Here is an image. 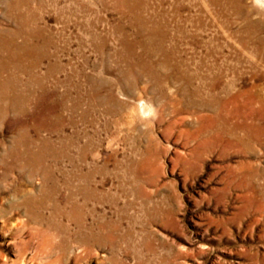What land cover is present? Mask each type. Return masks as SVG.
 Instances as JSON below:
<instances>
[{"label":"rangeland","instance_id":"rangeland-1","mask_svg":"<svg viewBox=\"0 0 264 264\" xmlns=\"http://www.w3.org/2000/svg\"><path fill=\"white\" fill-rule=\"evenodd\" d=\"M23 3L22 100L0 118V264H264V7ZM79 172L86 222H104L88 247L65 217L66 197L84 202L64 185Z\"/></svg>","mask_w":264,"mask_h":264},{"label":"bare ground","instance_id":"bare-ground-1","mask_svg":"<svg viewBox=\"0 0 264 264\" xmlns=\"http://www.w3.org/2000/svg\"><path fill=\"white\" fill-rule=\"evenodd\" d=\"M24 0H15L12 4L5 2V8L7 11V17L12 20L15 25L14 29H11L8 25L0 26V118L5 117L9 114L10 109L13 106H17L18 103L22 100V94L19 87V79L15 78L12 75L11 69L15 67L16 70H24L23 60L27 56L28 52V36L26 34V24L29 22L24 15ZM256 4H259L264 7V0H255ZM5 11V12H6ZM219 17V16H218ZM141 18V17H140ZM29 19V18H28ZM10 20V21H11ZM31 21V19H29ZM146 20V19H145ZM147 22V21H146ZM32 23V22H31ZM29 24V23H28ZM140 24V23H139ZM1 25V24H0ZM148 28V27H147ZM146 29V28H145ZM149 29V28H148ZM152 29V28H151ZM144 30V29H143ZM147 30V29H146ZM142 31V30H141ZM145 31V30H144ZM153 31V30H152ZM156 33V32H155ZM150 35V34H149ZM148 35V36H149ZM151 36V35H150ZM155 36V35H154ZM143 37V36H141ZM145 37V36H144ZM164 37V36H163ZM161 37V39L163 38ZM45 38V37H44ZM165 38V37H164ZM168 39V38H167ZM166 39V40H167ZM144 40V39H142ZM151 40V38H150ZM147 41V40H146ZM157 41V40H156ZM165 41V40H164ZM163 41V42H164ZM50 42V41H49ZM139 42V41H138ZM161 42V41H160ZM143 43V42H142ZM156 43V42H154ZM153 43V44H154ZM127 44V42H126ZM152 44V43H151ZM150 44V45H151ZM163 44V43H162ZM140 45V44H139ZM143 45V44H142ZM149 45V46H150ZM131 46V45H130ZM133 46V45H132ZM135 46V45H134ZM147 46V45H146ZM164 46V45H163ZM162 46V47H163ZM142 47V46H141ZM161 47V46H160ZM136 48V47H135ZM139 48V47H138ZM147 48V47H146ZM158 48V46H157ZM29 54V52H28ZM168 65V63H167ZM146 66V65H145ZM147 67V66H146ZM150 68V67H149ZM134 69V68H133ZM140 69V68H139ZM141 70V69H140ZM145 70V69H144ZM232 70V69H231ZM177 71V70H176ZM49 72V71H48ZM143 72V71H142ZM146 72V71H145ZM148 72V71H147ZM156 72V71H155ZM178 72V71H177ZM144 73V72H143ZM157 75V72H156ZM159 75V73H158ZM167 79L169 80V73L167 74ZM19 77V76H18ZM140 77V76H139ZM150 78V77H149ZM162 78V77H161ZM152 79V78H151ZM154 80V79H153ZM21 81V79H20ZM99 81V80H98ZM156 82V81H155ZM27 83V82H26ZM18 84V85H15ZM22 86V85H20ZM161 86V85H160ZM24 91V90H23ZM198 92V91H197ZM107 96V95H106ZM101 100V99H100ZM24 101V100H23ZM24 103V102H23ZM22 103V104H23ZM110 103V102H109ZM113 106V105H112ZM21 107V106H20ZM13 110V109H12ZM20 110V109H19ZM15 111V110H14ZM153 112V106L145 101H140L138 105V113L142 119L151 116ZM49 118V117H48ZM159 123V122H158ZM46 143V142H45ZM57 143V142H56ZM44 145V144H42ZM48 146V145H47ZM27 148V147H25ZM33 150V149H32ZM32 150H27V157L31 160H38L43 162L46 159L45 154L41 151V153H34ZM43 150H46V146L44 145ZM49 150V147H47ZM51 150V149H50ZM26 151V150H25ZM52 151V150H51ZM57 151V150H56ZM47 152V151H46ZM48 153V152H47ZM19 154V153H18ZM51 154V153H50ZM60 153L53 152L52 158H56ZM62 154V153H61ZM20 155V154H19ZM18 155V156H19ZM25 155V154H23ZM47 155V154H46ZM17 156V155H16ZM67 156V155H66ZM21 157V156H20ZM51 157V156H50ZM24 157L23 159H25ZM33 158V159H32ZM19 159V158H18ZM17 159V160H18ZM26 160V159H25ZM24 161V160H23ZM22 161V163H23ZM20 162V160H19ZM28 162V161H27ZM72 162V161H71ZM58 163V161H57ZM23 165V164H22ZM58 166V165H57ZM58 168V167H57ZM32 169V168H31ZM43 169L46 173V182L54 185L55 188H58L57 179L54 173L48 168L46 165L43 166ZM84 171V170H83ZM44 173V174H45ZM80 173V172H79ZM35 174V173H34ZM81 174V173H80ZM7 178V177H6ZM59 178V177H58ZM3 179V178H2ZM61 179V178H59ZM8 180V179H7ZM60 182V181H59ZM79 184L75 185L73 180H66L64 185L67 187V190L73 192L74 187H77V191L83 195L84 202L79 203L74 197L73 193L66 197V203L69 204L68 210L66 211V216L69 219V222H72L76 225L77 230L75 232V239L77 246L81 247L82 245H89V243L99 242L103 235L101 232L104 229V222H99L95 224V227L88 226L87 224V214L86 206H88V201L90 199V175L88 173L81 174L77 180ZM44 184V183H43ZM47 186V185H46ZM48 186H50L48 184ZM52 186V185H51ZM61 188V187H59ZM54 189V188H53ZM23 190V189H22ZM18 191V190H17ZM103 196V195H102ZM78 197V196H77ZM28 204V203H27ZM53 204V203H52ZM100 204V203H99ZM47 206V205H46ZM57 209V208H55ZM84 211V212H83ZM64 213V212H63ZM64 217V216H63ZM93 217V216H92ZM91 218V217H90ZM104 219V218H103ZM89 221V220H88ZM52 222V221H51ZM106 226V225H105ZM96 228L99 229L100 232H96ZM68 228H63V231H66ZM62 244V243H61ZM115 246V245H114ZM88 247V246H87ZM65 256V255H64ZM116 256V255H115Z\"/></svg>","mask_w":264,"mask_h":264}]
</instances>
